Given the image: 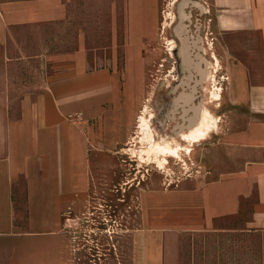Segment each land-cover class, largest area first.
Segmentation results:
<instances>
[{
    "label": "crops",
    "instance_id": "0c3cea01",
    "mask_svg": "<svg viewBox=\"0 0 264 264\" xmlns=\"http://www.w3.org/2000/svg\"><path fill=\"white\" fill-rule=\"evenodd\" d=\"M120 1L0 0V264H77L72 227L89 213L94 171L128 142L140 109L135 8L145 4L130 0L126 69L88 59ZM208 5L237 110L206 155L207 175L140 193L135 264L219 233L222 219L264 232V0Z\"/></svg>",
    "mask_w": 264,
    "mask_h": 264
},
{
    "label": "rangeland",
    "instance_id": "374dc122",
    "mask_svg": "<svg viewBox=\"0 0 264 264\" xmlns=\"http://www.w3.org/2000/svg\"><path fill=\"white\" fill-rule=\"evenodd\" d=\"M123 3L110 13L114 24L109 25L107 39L96 35L90 43L92 69L124 70L128 65L123 49L134 9L130 0ZM142 3L144 7L135 8L141 19L136 28L144 33L136 78L138 119L128 142L118 152H110L109 167L94 171L89 213L72 227L77 264H135L133 232L138 227L140 193L155 181L176 186L182 180L207 175L212 164L206 155L223 138L220 133L227 127L226 114L237 110L232 104L229 59L225 45L214 36L208 0H140ZM173 89L177 91L173 93ZM177 94L182 97L180 112L169 124L165 105ZM162 129L167 136L161 134ZM192 130L201 135L193 145L182 137ZM153 142L181 146L180 155L159 153ZM160 260L147 264H264V232L249 231L234 218L222 219L219 233L201 240L179 239Z\"/></svg>",
    "mask_w": 264,
    "mask_h": 264
},
{
    "label": "bare ground",
    "instance_id": "6f19581e",
    "mask_svg": "<svg viewBox=\"0 0 264 264\" xmlns=\"http://www.w3.org/2000/svg\"><path fill=\"white\" fill-rule=\"evenodd\" d=\"M184 30V29H183ZM188 30V29H187ZM182 31V30H181ZM182 33V32H181ZM182 35V34H181ZM197 42V41H196ZM195 42V43H196ZM197 44V43H196ZM188 45V44H187ZM199 46V45H198ZM187 47V46H186ZM196 47H197V45H196ZM176 48V47H175ZM182 48V47H181ZM189 47H187L186 48V50L188 49ZM185 49V48H184ZM184 53V52H183ZM187 53V52H186ZM184 55V54H183ZM185 56H186V54H185ZM200 56H201V53H200ZM197 57H198V55H197ZM187 58H188V56H187ZM202 58V57H201ZM187 61V60H186ZM178 62H179V60H178ZM202 62V61H201ZM206 63V62H205ZM199 66V65H198ZM197 67V66H196ZM201 69V68H200ZM198 72V71H197ZM200 72V71H199ZM194 90V89H193ZM154 119V118H153ZM161 123V125L162 126H166V124H164V122H160ZM157 124H159V123H157ZM160 125V124H159ZM160 125V126H161ZM169 125H167V127H168ZM194 130H196V128L194 129ZM194 130H192L191 132H189L188 134H183L182 135V137H183V139H186V140H188L189 141V143L191 144V145H193V143H195V142H198L199 140H200V138H201V135L198 133V132H196V131H194ZM149 131V130H148ZM151 133V132H150ZM164 133H165V135L167 136V134H166V131L164 130V129H162L161 130V134L162 135H164ZM150 135V134H149ZM172 136V135H171ZM151 137H154V138H157L158 136H157V134H154L153 136L152 135H150V138ZM161 137V136H160ZM146 139H147V137H146ZM159 139V138H158ZM154 140V139H153ZM154 143V142H153ZM155 144V143H154ZM154 144H150L151 146L152 145H154ZM191 145L186 149V151H190V147H191ZM157 147V148H156ZM153 148V147H152ZM154 150H157V151H159V153L160 152H163V153H171V154H175V155H180V153H179V150L181 149V146L179 147V146H177L176 145V147H172L171 145H169V143L168 144H165V145H161V144H155V146H154ZM157 156V155H156Z\"/></svg>",
    "mask_w": 264,
    "mask_h": 264
},
{
    "label": "flooded vegetation",
    "instance_id": "af4514ba",
    "mask_svg": "<svg viewBox=\"0 0 264 264\" xmlns=\"http://www.w3.org/2000/svg\"><path fill=\"white\" fill-rule=\"evenodd\" d=\"M176 91H177L176 89H173V93H175ZM191 100L192 99H189V102ZM181 101H182V97L179 96L178 94H177V97L175 99H173V101H167L165 107L167 109V113L169 114V116H168L169 124L171 122H174L175 120H177V118H178L177 115L180 112L179 108L181 107V104H182ZM186 102H188V101H186ZM177 134H180V133L177 132Z\"/></svg>",
    "mask_w": 264,
    "mask_h": 264
}]
</instances>
